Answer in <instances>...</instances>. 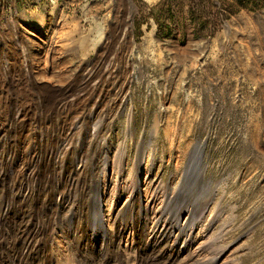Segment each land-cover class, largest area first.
Masks as SVG:
<instances>
[{"label":"rangeland","instance_id":"obj_1","mask_svg":"<svg viewBox=\"0 0 264 264\" xmlns=\"http://www.w3.org/2000/svg\"><path fill=\"white\" fill-rule=\"evenodd\" d=\"M158 2L0 0V64L12 63L17 52L29 55L36 43L32 55L68 62L58 66L62 82L54 71V86H74L80 70L91 67L97 70L92 83L109 66L116 75L127 72L130 84L110 116L106 155L118 163L124 147L129 166L140 148L141 163H152L163 182L174 175L177 184L185 166H196L187 146L201 144L203 179L214 187L209 248L226 247L239 264H264V7L240 10L215 31L198 32L185 3L169 15ZM99 23L107 48L82 49ZM10 26L20 33L16 41ZM59 31L73 41L67 44ZM205 180L193 176L194 196L206 193Z\"/></svg>","mask_w":264,"mask_h":264},{"label":"bare ground","instance_id":"obj_2","mask_svg":"<svg viewBox=\"0 0 264 264\" xmlns=\"http://www.w3.org/2000/svg\"><path fill=\"white\" fill-rule=\"evenodd\" d=\"M105 29L96 24L82 49H106ZM8 30L19 39L15 27ZM63 32L57 36L71 43ZM35 45L0 64V264H239L226 247L208 245L216 215L208 212L214 187L203 179L202 145L187 146L196 166H185L177 184L141 163L140 148L128 166L121 147L115 163L105 138L130 84L127 72L109 66L92 83L91 67L74 86L62 85L58 66L68 62L32 55ZM194 175L206 193L194 196Z\"/></svg>","mask_w":264,"mask_h":264},{"label":"trees","instance_id":"obj_3","mask_svg":"<svg viewBox=\"0 0 264 264\" xmlns=\"http://www.w3.org/2000/svg\"><path fill=\"white\" fill-rule=\"evenodd\" d=\"M183 3L187 5L188 17L197 26L198 32L205 29L215 31L221 20L240 10L256 11L264 7V0H159L158 5L167 7L170 15L172 6L178 8L183 6ZM211 8L215 10L206 12Z\"/></svg>","mask_w":264,"mask_h":264}]
</instances>
